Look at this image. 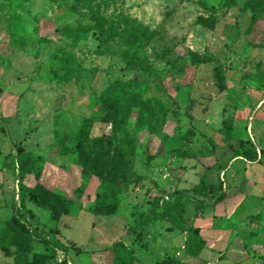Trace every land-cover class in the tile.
<instances>
[{
	"label": "rangeland",
	"instance_id": "374dc122",
	"mask_svg": "<svg viewBox=\"0 0 264 264\" xmlns=\"http://www.w3.org/2000/svg\"><path fill=\"white\" fill-rule=\"evenodd\" d=\"M252 0H0V234L12 255L0 264H103L124 245L132 264H257L264 256V0L250 28ZM81 28L78 40L71 31ZM67 63L71 72L67 73ZM150 70L143 95L158 99L172 133L158 126H113V144L91 137L78 150L67 137L85 117L100 120L99 97L116 80ZM176 103V105H175ZM61 142L69 146L61 154ZM15 148L46 151L72 171L80 197L51 217L25 191V223L6 203L19 171ZM237 155L226 197L206 206L195 186ZM36 159L25 156L28 189ZM199 213L197 216L196 214ZM201 226L200 256L187 260ZM52 230H58L54 232ZM81 251L66 253L34 234ZM223 260V261H221ZM113 259L112 264L115 263Z\"/></svg>",
	"mask_w": 264,
	"mask_h": 264
},
{
	"label": "trees",
	"instance_id": "16d2710c",
	"mask_svg": "<svg viewBox=\"0 0 264 264\" xmlns=\"http://www.w3.org/2000/svg\"><path fill=\"white\" fill-rule=\"evenodd\" d=\"M225 5L229 4V0H224ZM252 18L250 29L255 27L259 10L256 5V0H252L251 4ZM81 28H74L71 31L74 40H78ZM71 65L67 63V73L71 72ZM151 73L147 68H143L136 72L131 80H116L109 83L102 91L99 97V110L102 113L100 120L94 117H85L83 121L67 133V137L73 143V148L78 150L81 145L89 140L91 137L102 136L106 138V146L103 152H107L108 146L113 144V126L122 125L132 128H140L144 124H151L158 126L166 133H172V126L170 122H166L163 118V110L161 102L152 97H145L143 92L145 84L150 82ZM176 105V103H175ZM1 130L6 131L4 127ZM61 154H66L69 151V146L61 142ZM32 155L36 159L35 170L37 173L38 183L32 188L28 189L24 184L25 174L22 168V162L26 155ZM10 166L13 171H19V200H16V185L12 183L9 186L10 195L6 196V203L13 211V219L16 223H25L26 216L20 207L25 206V191H28L29 197L39 206H50L51 217L54 220H59L63 215L68 214L65 205V200H73L80 197L82 193L81 187L77 184L73 173L68 168L60 164H52L46 158V151H30L25 152L23 148H15L10 154ZM254 161L255 159H248L246 156L237 155L231 162L221 164L222 172L218 174V181H211L208 179L207 171H205L199 182L192 188L183 190L190 193L198 194L202 201L207 206H216L226 197L224 184L227 173L231 170L245 166L247 161ZM4 185L0 184V188ZM197 216L199 213L196 214ZM183 231L190 232L185 242V253L187 260L196 258L201 249L205 245V240L200 233V227L181 226ZM55 233L58 230H52ZM40 240L53 244L54 248L64 253L72 248L75 251H81L72 240H69V246L64 245L57 239L49 240L38 234H34ZM7 235L0 234V250L6 256H11L12 252L6 243ZM105 256L100 258L98 253L96 259L104 261L103 264H112L115 259L116 264H132V255L130 251L122 244L118 245L116 249H108ZM238 264L239 262L236 261ZM183 264V263H181Z\"/></svg>",
	"mask_w": 264,
	"mask_h": 264
},
{
	"label": "crops",
	"instance_id": "0c3cea01",
	"mask_svg": "<svg viewBox=\"0 0 264 264\" xmlns=\"http://www.w3.org/2000/svg\"><path fill=\"white\" fill-rule=\"evenodd\" d=\"M194 227H200V233H201V235H202V232H203L202 225H201V226H195V225H194ZM203 249H204V247L201 249V252L203 251ZM201 252H200V254H201ZM200 254H199V256H200ZM221 261H223V260H221ZM238 264H239V263H238Z\"/></svg>",
	"mask_w": 264,
	"mask_h": 264
},
{
	"label": "built area",
	"instance_id": "2783aa9c",
	"mask_svg": "<svg viewBox=\"0 0 264 264\" xmlns=\"http://www.w3.org/2000/svg\"><path fill=\"white\" fill-rule=\"evenodd\" d=\"M257 264H264V256L261 257Z\"/></svg>",
	"mask_w": 264,
	"mask_h": 264
}]
</instances>
